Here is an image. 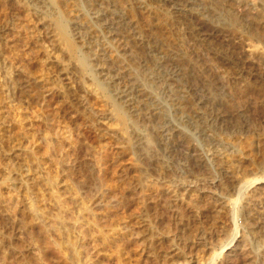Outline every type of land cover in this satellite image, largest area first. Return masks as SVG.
Segmentation results:
<instances>
[{
  "label": "rangeland",
  "instance_id": "1",
  "mask_svg": "<svg viewBox=\"0 0 264 264\" xmlns=\"http://www.w3.org/2000/svg\"><path fill=\"white\" fill-rule=\"evenodd\" d=\"M0 264H264V0H0Z\"/></svg>",
  "mask_w": 264,
  "mask_h": 264
},
{
  "label": "bare ground",
  "instance_id": "2",
  "mask_svg": "<svg viewBox=\"0 0 264 264\" xmlns=\"http://www.w3.org/2000/svg\"><path fill=\"white\" fill-rule=\"evenodd\" d=\"M59 20H60V19H59ZM58 27L60 28V30H61L62 34L64 35V37L67 38V32H66L67 30H66V26L64 25L63 21H62V22L60 21V22L58 23ZM82 61H83V60H82ZM82 61H81V62H82ZM208 95H209V94H208ZM159 112H160V111H159ZM207 177H208V175H207ZM241 186H243V184H241L240 187H241ZM237 187H238V186H237ZM238 191H239V188H238ZM240 191H241V190H240ZM177 192H178V191H177ZM145 193H146V192H145ZM51 195H52V194H51ZM73 195H74V194H73ZM74 199H75V198H74ZM76 201H77V200H76ZM35 203H36V201H35ZM78 204H79V203H78ZM37 207H38V206H37L36 204H34L32 208H33V210H36V209H38ZM234 207H235V206H234ZM39 208H40V207H39ZM79 208H80V207H79ZM88 208H89V206H88ZM30 211H31V210H30ZM58 214H59V213H58ZM234 216H235V215H234ZM234 216H233V217H234ZM42 217H43V216H42ZM59 217H60V216H59ZM60 218H61V217H60ZM61 220H62V219H61ZM95 222H96V221H95ZM61 223H62V222H61ZM56 224H57V223H56ZM90 224H91V223H90ZM65 226H66V225H65ZM65 229H66V228H65ZM109 231H110V230H109ZM58 233H59V232H58ZM108 233H109V232H108ZM105 234H106V232H105V233H101V232H100V237H101V239H103L102 241H104V242H105V240H106V235H107V234H106V235H105ZM59 236H60V235H59ZM66 236H67V235H66ZM175 240H176V239H175ZM74 241H75V240H74ZM230 241H231V240H230ZM63 243H64V242H63ZM63 243H62V244H63ZM72 243H73V242H71L70 239H68V240H67V244L65 243V244H66V245H65L66 248H73V245H74V244L72 245ZM109 243H110V242H109ZM119 243H120V242H119ZM122 246H123V245H122ZM76 250H77V249H76ZM74 251H75V249H74ZM76 252H77V251H76ZM77 253H78V252H77ZM118 254H119V253H118ZM118 254H117V255H118ZM171 256H172V255H171ZM191 256H192V255H191ZM120 258H121V257H120Z\"/></svg>",
  "mask_w": 264,
  "mask_h": 264
}]
</instances>
